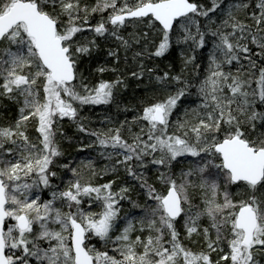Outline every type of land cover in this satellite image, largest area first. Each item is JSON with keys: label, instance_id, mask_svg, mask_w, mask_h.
Returning a JSON list of instances; mask_svg holds the SVG:
<instances>
[{"label": "snow or ice", "instance_id": "6c2138e0", "mask_svg": "<svg viewBox=\"0 0 264 264\" xmlns=\"http://www.w3.org/2000/svg\"><path fill=\"white\" fill-rule=\"evenodd\" d=\"M129 24L136 30L125 36ZM100 38L115 41L108 56L117 67L85 76L81 64ZM209 41L207 74L193 84L184 69ZM174 45L180 72L147 67ZM133 47L129 75L147 74L150 95L131 120L88 129L80 111L116 101L126 78L102 77L120 72V50L127 63ZM192 89L199 102L185 104ZM0 97L19 105L14 122L0 125V264H264V0L227 9L220 0H0ZM65 118L95 137L87 147L108 161L103 168L82 159L54 170ZM189 156L196 163L177 176L174 162ZM121 169L145 196L132 202L138 217L123 212L132 188Z\"/></svg>", "mask_w": 264, "mask_h": 264}, {"label": "trees", "instance_id": "16d2710c", "mask_svg": "<svg viewBox=\"0 0 264 264\" xmlns=\"http://www.w3.org/2000/svg\"><path fill=\"white\" fill-rule=\"evenodd\" d=\"M85 2L91 4L95 3V0H85ZM122 2V0H121ZM130 2L134 3L135 0H130ZM205 3H207L209 6L211 5V0H204ZM239 0H220V3L224 6V9H227L229 4H235L238 3ZM249 4L253 2V0H246ZM250 13H243L241 12L240 18L245 19ZM107 16V12L104 14ZM221 18H224L223 15H221ZM100 19V14L96 13L94 14L93 23L98 21ZM249 23H251V20H248ZM131 24L128 25L125 31L122 32L123 35L127 36L128 33H131L135 31ZM85 35L91 36V33L85 32ZM100 48L98 50H94L91 57H85L83 60V63L81 64V70L84 72L85 76L89 74V72H92L95 70V68L100 64H105L108 67H117L116 61L114 57L108 56V50L110 48H115L116 43L111 38L107 41L104 40V38H100L99 40ZM209 48H211V41H209V44L206 48L203 50H197L196 60L193 64H189L186 69H184V75L186 78L190 79L193 84L198 83V80L195 79L197 75H199V78L202 80L204 76L207 74L206 69L208 65V57L207 53ZM252 52L256 53L258 52V49L253 45L251 46ZM138 47H133L132 50H130L127 53V63H125L123 57H124V51L123 49L120 50V56L121 61L118 65L120 72L113 74V73H105L102 78L104 79H116L117 75H123L126 78L127 87H124L123 85L120 86L117 92L116 101L107 104V105H90V106H84L82 110L80 111V117L83 118V122L85 126L90 130H100V129H107L112 126H118L120 121H123L125 119L131 120L132 116L136 115L137 112L135 109L140 107V101L144 98H146L151 93V87L152 82H150L147 74L145 77L141 79H134L130 77L129 73L131 71L136 70V62L132 60L133 53L135 51H138ZM185 52L187 55H191V52L188 51V48L185 47ZM181 47L180 46H173L172 49L168 53L165 54L163 57L159 58H153L151 60H146V65L148 68L155 67L158 74H162L163 71L169 70L168 66L171 65L174 69L173 74L178 73L183 68L182 60H181ZM199 66V67H197ZM127 68V71L125 69ZM100 75L96 74L95 77H93V81L100 79ZM253 87H256L255 82L252 85ZM193 95H191L188 100L185 101V104L189 103L190 101H193L195 103H198V99L195 96V89H192ZM18 108L19 105L16 104L14 101L9 100L5 97H0V125H7L10 123H13L14 120L18 117ZM127 108V111L125 109ZM173 120H175V117H173ZM62 128L63 132L66 133V136H58L57 139L60 141L61 148L64 152V157L60 158L56 161V166L54 167V170L59 171V165L68 163L70 161H74L72 164L73 167H75L77 164L80 163L82 159H91L96 168L100 169L103 168L108 161L99 156V150L95 146L93 147H87L88 145H92L93 141L95 140L94 136L89 135L85 132H80L77 129V125L67 118H65L62 122ZM30 129V136L35 139L37 133L35 131V123H30L29 125ZM138 130V127L137 129ZM257 131H261V129H257ZM125 135L127 136V133L125 132ZM82 145L85 146L82 148ZM188 160V166L183 165L185 162H181L180 159H178L176 162H174V173L179 176V173L181 169H187L188 167L194 166L196 163L195 158L189 156L187 158ZM156 173L157 170L154 167H150L146 175L149 177V183L156 184L157 187H160V184L156 181ZM119 177L121 179V182H126L130 188H132V191L128 194L131 197V200H125V202L122 205L123 212L130 213L132 216H140L142 215V212L138 208H134L132 205L133 201H137L140 204H144L145 202V196L141 193V190L139 188V183L135 181L133 178L128 177L127 174L123 171V169L119 172ZM65 180L67 179V176L64 177ZM113 177L110 175L106 179H112ZM101 183L104 182V179L100 180ZM53 183H59V180H53ZM119 187V185H117ZM231 191L235 192L236 188H231ZM43 199H50L51 196L49 194L48 190H45L42 193ZM194 203L199 204L200 200L198 196L194 198ZM57 207H60V204H57ZM67 210V209H65ZM93 211H97L98 209L93 208L91 209ZM123 214V213H122ZM183 223V220L181 219V224ZM202 223L206 224L207 219L202 218ZM53 227H57L56 225H52ZM180 231L183 233V229L180 228ZM115 234V233H114ZM145 236L147 233L144 234ZM186 244L189 242L187 240L184 241ZM45 246L47 244L45 243ZM194 248L198 249V246L196 245H189ZM109 249L112 247L111 244L108 245ZM101 250H104V246L101 248Z\"/></svg>", "mask_w": 264, "mask_h": 264}, {"label": "rangeland", "instance_id": "374dc122", "mask_svg": "<svg viewBox=\"0 0 264 264\" xmlns=\"http://www.w3.org/2000/svg\"><path fill=\"white\" fill-rule=\"evenodd\" d=\"M180 159L181 162H185L183 163V165L188 166V160L187 159H183V158H178ZM159 188V187H158ZM92 244L96 245L97 248H99L101 250V248L104 246L102 241H99L98 238H95L92 240Z\"/></svg>", "mask_w": 264, "mask_h": 264}]
</instances>
